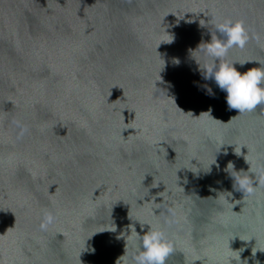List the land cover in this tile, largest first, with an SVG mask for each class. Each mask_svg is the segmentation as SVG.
Returning a JSON list of instances; mask_svg holds the SVG:
<instances>
[{
    "label": "water",
    "instance_id": "1",
    "mask_svg": "<svg viewBox=\"0 0 264 264\" xmlns=\"http://www.w3.org/2000/svg\"><path fill=\"white\" fill-rule=\"evenodd\" d=\"M225 18L249 37L225 59L264 67V0H0V264H116L139 221L165 264H264V105L229 109L191 56Z\"/></svg>",
    "mask_w": 264,
    "mask_h": 264
},
{
    "label": "clouds",
    "instance_id": "2",
    "mask_svg": "<svg viewBox=\"0 0 264 264\" xmlns=\"http://www.w3.org/2000/svg\"><path fill=\"white\" fill-rule=\"evenodd\" d=\"M217 33H219V35H217ZM221 36L223 38H221ZM248 39V32L242 20L225 18L215 25V29L209 41L201 42L194 50H191V56L197 61L202 71L203 79L214 81L217 87L226 93L225 100L228 108L235 109L238 113L250 112L256 109L257 105H264V67L261 66V62L254 61L258 66H253L240 72L234 66L235 64L238 63L243 67L244 64L253 62V60L225 59L229 49L234 46L243 48ZM173 40L174 36L170 35V39L165 42L171 43ZM197 52L203 53L207 58L206 63L203 65H201V62L193 55V53ZM173 62L179 64L178 59H175ZM205 90L208 95H214L210 87L205 86ZM207 112L210 114V109ZM221 145H223V143L220 144L219 149ZM219 149L216 151L217 154L219 153ZM224 154L226 155L227 153L225 152ZM213 164L219 168V164L215 157L213 161L209 163L206 174H210L211 165ZM224 171L228 172L234 179L235 188L238 190L248 195L256 191V187L254 186L256 182L251 178L255 173L254 169L248 168L247 171H236L233 162L228 161ZM262 183H264V181H262ZM53 219L51 214L47 215L44 223L41 224V228H46L53 222ZM139 222L142 234L138 233L136 228L132 226L126 235H122L125 240L126 237L127 240H132L133 238L137 240L135 245L136 251L129 252L128 248L125 246L124 253L117 259L116 264H165L166 258L173 251L171 240L168 238L163 228L151 226L146 221ZM112 224L114 227L107 230H116L115 224ZM145 226H147V230H144ZM102 230L105 229L98 231ZM96 232L97 231L92 234ZM251 237L253 236H249L248 239ZM88 250L94 251L92 248ZM243 251V248L233 250L228 244V253L225 255L221 264H233V261L235 264H247V259L241 260L240 257V253ZM255 251L256 249L252 250L253 256L255 255Z\"/></svg>",
    "mask_w": 264,
    "mask_h": 264
}]
</instances>
